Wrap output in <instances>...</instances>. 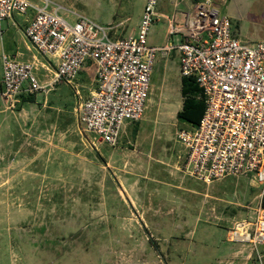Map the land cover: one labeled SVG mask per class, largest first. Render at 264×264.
<instances>
[{
    "label": "rangeland",
    "instance_id": "374dc122",
    "mask_svg": "<svg viewBox=\"0 0 264 264\" xmlns=\"http://www.w3.org/2000/svg\"><path fill=\"white\" fill-rule=\"evenodd\" d=\"M48 1L69 21L76 13L111 27L113 38L138 32L147 2ZM216 2L235 37L248 45L264 40V0ZM192 6L193 0H159L157 11L180 16ZM34 15L14 13L0 24V264H223L247 233L254 239L264 184L249 175L207 185L184 171L177 132L190 125L177 119L183 106L178 54L157 55L144 116L126 122L115 147L82 131L75 115L76 88L89 96L93 69L34 102L1 96L4 53L47 60L25 35ZM168 29L160 16L149 45H165ZM46 74L37 72L40 80L51 78ZM256 246L240 264H264V246Z\"/></svg>",
    "mask_w": 264,
    "mask_h": 264
},
{
    "label": "built area",
    "instance_id": "2783aa9c",
    "mask_svg": "<svg viewBox=\"0 0 264 264\" xmlns=\"http://www.w3.org/2000/svg\"><path fill=\"white\" fill-rule=\"evenodd\" d=\"M158 5L159 0H147L138 32L113 38L111 27L76 13L69 21L51 9L48 0L41 5L0 0V24L14 13L35 12L25 35L47 58L41 61L35 55L24 61L4 53L1 96L6 101L36 96L60 82L71 84L93 69L89 96L84 98L76 88L75 115L82 131L115 147L126 122H139L144 116L157 55L169 58L176 53L181 77L196 80L206 105L198 126L177 132L185 151V173L207 185L249 175L264 184V40L248 45L235 37L231 18L216 0H195L187 12L172 17L160 15ZM179 5L174 2L175 8ZM160 16L169 22L168 40L151 46L149 34ZM41 70L51 78L40 80ZM260 196L255 237H246L264 246V190Z\"/></svg>",
    "mask_w": 264,
    "mask_h": 264
},
{
    "label": "trees",
    "instance_id": "16d2710c",
    "mask_svg": "<svg viewBox=\"0 0 264 264\" xmlns=\"http://www.w3.org/2000/svg\"><path fill=\"white\" fill-rule=\"evenodd\" d=\"M202 90L196 80L192 77H182L181 94L183 96V106L181 111L177 113L179 122L189 124L190 126H198L205 112V101L201 96ZM35 96L21 95L23 102H34ZM264 207V200L262 202Z\"/></svg>",
    "mask_w": 264,
    "mask_h": 264
},
{
    "label": "crops",
    "instance_id": "0c3cea01",
    "mask_svg": "<svg viewBox=\"0 0 264 264\" xmlns=\"http://www.w3.org/2000/svg\"><path fill=\"white\" fill-rule=\"evenodd\" d=\"M193 1H195V0H193ZM29 21L30 20H28L27 21V25L29 24ZM26 25V26H27ZM26 28V27H25ZM167 33H168V31H167ZM18 59V58H17ZM182 79V78H181ZM237 224H241V223H237ZM232 234H233V232H232ZM230 231H227V239H228V241L229 242H234L235 240V237L234 238H231L230 237ZM236 235V234H235ZM238 243H240V244H242V246H239V248H237V249H234V250H232L231 251V256H230V258L228 259V260H226V263H223V264H240V262H241V258H248L249 259V257H251L253 254V251H259V249H258V247L256 246V245H254V247L253 248H251V246L250 245H248L247 244V241H238ZM263 249V248H262ZM247 250H250V252H249V255L247 256L246 255V251ZM252 251V252H251ZM262 255V257L264 258V254H261ZM241 257V258H240ZM248 262V261H247ZM243 263V262H242ZM246 263V262H245ZM244 264V263H243Z\"/></svg>",
    "mask_w": 264,
    "mask_h": 264
},
{
    "label": "bare ground",
    "instance_id": "6f19581e",
    "mask_svg": "<svg viewBox=\"0 0 264 264\" xmlns=\"http://www.w3.org/2000/svg\"><path fill=\"white\" fill-rule=\"evenodd\" d=\"M238 226H239V227H238L239 232H241L242 234H244V231L240 230V225H238ZM244 240H245V241H250V240L248 239V237H246V235H245V237H244ZM250 242H252V241H250Z\"/></svg>",
    "mask_w": 264,
    "mask_h": 264
}]
</instances>
